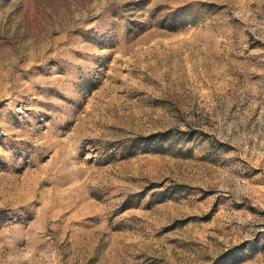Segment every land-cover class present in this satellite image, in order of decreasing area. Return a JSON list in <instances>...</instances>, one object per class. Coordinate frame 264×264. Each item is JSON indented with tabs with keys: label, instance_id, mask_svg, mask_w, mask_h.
<instances>
[{
	"label": "rangeland",
	"instance_id": "obj_1",
	"mask_svg": "<svg viewBox=\"0 0 264 264\" xmlns=\"http://www.w3.org/2000/svg\"><path fill=\"white\" fill-rule=\"evenodd\" d=\"M0 264H264V0H0Z\"/></svg>",
	"mask_w": 264,
	"mask_h": 264
}]
</instances>
